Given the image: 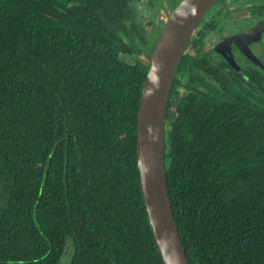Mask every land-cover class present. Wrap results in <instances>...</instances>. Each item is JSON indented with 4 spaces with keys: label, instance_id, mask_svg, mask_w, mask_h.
I'll return each instance as SVG.
<instances>
[{
    "label": "trees",
    "instance_id": "16d2710c",
    "mask_svg": "<svg viewBox=\"0 0 264 264\" xmlns=\"http://www.w3.org/2000/svg\"><path fill=\"white\" fill-rule=\"evenodd\" d=\"M141 2L0 0V264H164L137 162L162 27ZM202 62L186 50L166 112L178 231L190 264H264V91Z\"/></svg>",
    "mask_w": 264,
    "mask_h": 264
},
{
    "label": "water",
    "instance_id": "95a60500",
    "mask_svg": "<svg viewBox=\"0 0 264 264\" xmlns=\"http://www.w3.org/2000/svg\"><path fill=\"white\" fill-rule=\"evenodd\" d=\"M219 1L182 0L170 11L150 56L142 88L137 121V162L149 224L164 264H190L166 181L164 135L169 95L190 41Z\"/></svg>",
    "mask_w": 264,
    "mask_h": 264
},
{
    "label": "flooded vegetation",
    "instance_id": "af4514ba",
    "mask_svg": "<svg viewBox=\"0 0 264 264\" xmlns=\"http://www.w3.org/2000/svg\"><path fill=\"white\" fill-rule=\"evenodd\" d=\"M187 53L216 80L234 75L264 91V0H220L203 19Z\"/></svg>",
    "mask_w": 264,
    "mask_h": 264
},
{
    "label": "rangeland",
    "instance_id": "374dc122",
    "mask_svg": "<svg viewBox=\"0 0 264 264\" xmlns=\"http://www.w3.org/2000/svg\"><path fill=\"white\" fill-rule=\"evenodd\" d=\"M178 1V3L182 0H175ZM173 0H157V5L162 4L165 7H169L171 8V6L173 5ZM156 5V6H157ZM142 14H143V20H145V22H148L149 26H155L157 28L156 33H158V28L163 27V25L165 24L166 20H167V12H158L157 8L149 5L147 3V0H142L140 6H139ZM167 10V9H165ZM169 15V14H168ZM130 63L134 64L136 59L135 58H129L128 59Z\"/></svg>",
    "mask_w": 264,
    "mask_h": 264
}]
</instances>
